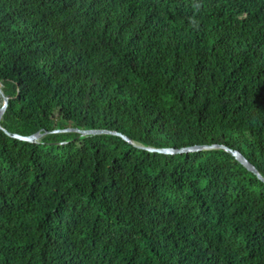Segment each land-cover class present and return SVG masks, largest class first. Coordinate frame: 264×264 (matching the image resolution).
Returning <instances> with one entry per match:
<instances>
[{
    "label": "trees",
    "instance_id": "16d2710c",
    "mask_svg": "<svg viewBox=\"0 0 264 264\" xmlns=\"http://www.w3.org/2000/svg\"><path fill=\"white\" fill-rule=\"evenodd\" d=\"M0 87V264H264L262 180L145 148L264 177V0H0Z\"/></svg>",
    "mask_w": 264,
    "mask_h": 264
},
{
    "label": "water",
    "instance_id": "95a60500",
    "mask_svg": "<svg viewBox=\"0 0 264 264\" xmlns=\"http://www.w3.org/2000/svg\"><path fill=\"white\" fill-rule=\"evenodd\" d=\"M0 96L2 98V106L0 107V121L2 119V116L4 115L7 103H8V97L4 95L1 87H0ZM1 128V125H0ZM64 131V130H63ZM65 131L69 132H77L79 135L87 136V135H99V134H114L117 136L122 137L125 141L131 143L132 140L126 137L125 135L117 132V131H109V130H100V129H93V130H81L76 128H70ZM8 135L11 137L28 141V142H36L38 141L42 136L45 135V132H37L30 136H21L14 133L7 132ZM147 150L151 152H160L164 154H176V153H188L192 151H198V150H207V149H223L230 153L233 157H235L236 160H238L243 166H245L249 171L254 173L260 180L264 182V177L258 172V170L237 150L228 148L224 145H212V146H193V147H186L181 149H174V148H153V147H145Z\"/></svg>",
    "mask_w": 264,
    "mask_h": 264
},
{
    "label": "rangeland",
    "instance_id": "374dc122",
    "mask_svg": "<svg viewBox=\"0 0 264 264\" xmlns=\"http://www.w3.org/2000/svg\"><path fill=\"white\" fill-rule=\"evenodd\" d=\"M2 106V99H1V97H0V107Z\"/></svg>",
    "mask_w": 264,
    "mask_h": 264
}]
</instances>
